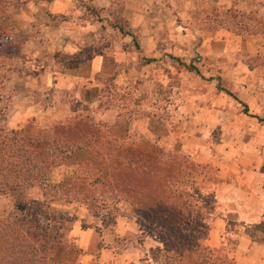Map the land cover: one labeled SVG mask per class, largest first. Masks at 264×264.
<instances>
[{
  "label": "crops",
  "instance_id": "0c3cea01",
  "mask_svg": "<svg viewBox=\"0 0 264 264\" xmlns=\"http://www.w3.org/2000/svg\"><path fill=\"white\" fill-rule=\"evenodd\" d=\"M146 1L145 5L144 0H129L124 7L123 0H22L12 24L22 72L9 127H75L77 117L86 114L93 117L94 126L108 131L111 142L139 140L166 152L192 155L205 165L200 185H207L212 196L204 241L211 252L210 264H264V122L260 120L264 118V71L259 70L264 64V0ZM192 3H197V39L185 34L184 25L166 26L171 22V5L181 16L195 7ZM142 5L152 11L159 6L156 13L163 11L165 22L139 25L133 17L145 15L139 9ZM123 13L129 15L131 35L123 38L118 32L108 38L100 18ZM196 52L197 62L193 60ZM185 64L202 69L223 85L209 83L213 102L209 107L201 101L197 106L193 103L190 119L185 117L186 105L178 101L173 126L180 131L174 133L169 122L150 116L146 105L142 109L123 103L130 96L140 98L129 93L141 78L161 81L179 97L186 89V70L193 72ZM109 86L115 95L120 94L123 104L117 108L100 105L108 103ZM234 101L243 109L246 105L248 113L236 111ZM134 111H146L148 117L137 120L131 116ZM246 122L259 125L256 132ZM206 126L223 131L214 157L206 156V142L197 135ZM250 138L253 145L247 142ZM232 143L240 144L225 149ZM197 149L201 150L198 156ZM86 154L78 146L68 158L81 160ZM9 197L0 194L1 211L11 206ZM135 221L131 216L120 217L115 227L99 229L73 223L66 234L75 245L70 254L73 262L156 264L149 252L161 243L143 235ZM140 236L145 239L143 245L138 243Z\"/></svg>",
  "mask_w": 264,
  "mask_h": 264
},
{
  "label": "rangeland",
  "instance_id": "374dc122",
  "mask_svg": "<svg viewBox=\"0 0 264 264\" xmlns=\"http://www.w3.org/2000/svg\"><path fill=\"white\" fill-rule=\"evenodd\" d=\"M21 1L0 0V183L9 182L11 185H0L3 191L0 194L9 195L13 200L9 208L0 210V217L23 218L33 225L34 230L41 223L46 227L41 234L51 236L56 243L51 257L61 264H78L70 257L75 245L66 235L73 223L80 221L86 228H113L117 219L125 216L134 217L136 228L143 235L154 237L161 243L149 252L156 264H210L211 252L204 241L213 210L212 196L207 185H200L205 165L195 161L192 155L166 152L157 145H145L139 140L111 142L108 131L94 126L93 117L86 114L77 117L75 127H9L17 97V81L22 72L20 51L12 39V24ZM144 1L146 5L147 1ZM127 3L129 0H123V6ZM192 7L187 9L188 14L176 16L175 7L171 5V22L166 26L172 28L173 25L176 29L178 24L184 25L185 34L197 39V3H192ZM140 8L145 15L133 17L139 25L148 22L162 25L165 22L163 11L156 13L159 6H155L153 11L143 5ZM124 14L114 18L99 17L108 38L118 36V32L123 38L131 35V22L126 17L129 15ZM223 18L226 19V15L223 14ZM235 19L238 21V15ZM193 60L197 62V52ZM259 70L264 71V64ZM199 71L201 75L186 70V89L179 97L166 89L161 81L141 78L135 90L128 92L130 95L138 94L140 98L130 96L123 103L142 109L146 107L150 116L154 114L163 118L176 133L180 128L173 126L177 118L173 109L178 101L186 105L185 117L190 119L188 114L193 103L197 106V101H201V105L209 107V102H213L207 87L211 84L213 87L217 82L219 87L223 85L220 79L208 78L202 69ZM157 74L155 70L154 75ZM109 84L113 86V83ZM172 85L171 82L170 87ZM109 88L110 94L106 95L108 103H101V107L121 106L120 94L115 95ZM234 102L236 111L244 110ZM227 103L224 101L222 104ZM145 112L134 111L131 116L145 120L148 117ZM244 125L251 132H256L259 126L248 122ZM260 126L263 127L262 124ZM186 127L189 128L188 125ZM221 134V127L215 126H206L197 132L201 142H206L204 150L207 157L215 156V145L219 143ZM53 137H56L55 142ZM252 139L247 141L250 145H253ZM239 144H227L229 147L225 149ZM78 146L87 150L86 156L81 160L69 159L70 152ZM200 151L197 149V156ZM19 205L25 206V211L18 210ZM45 215L50 221L45 219ZM144 241L140 236L138 243L143 245Z\"/></svg>",
  "mask_w": 264,
  "mask_h": 264
},
{
  "label": "trees",
  "instance_id": "16d2710c",
  "mask_svg": "<svg viewBox=\"0 0 264 264\" xmlns=\"http://www.w3.org/2000/svg\"><path fill=\"white\" fill-rule=\"evenodd\" d=\"M190 71L199 70L192 64L187 66ZM231 96L233 94L229 93ZM245 113H248V107L244 105ZM264 122V118L260 119ZM51 140V139H49ZM56 141V137L52 138ZM1 186L10 187L9 182H1ZM10 185V186H9ZM0 192L2 188H0ZM25 206H18V210L25 211ZM45 219L50 221L48 215ZM46 231V227L37 225L34 230L33 225L27 223L23 218H1L0 217V264H61L52 257L55 251V240L51 236H44L41 233ZM46 263H42L45 262Z\"/></svg>",
  "mask_w": 264,
  "mask_h": 264
}]
</instances>
